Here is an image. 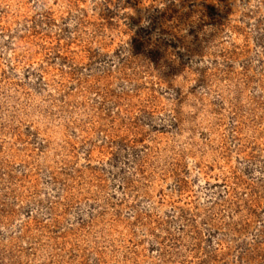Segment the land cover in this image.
Segmentation results:
<instances>
[{"label":"rangeland","instance_id":"374dc122","mask_svg":"<svg viewBox=\"0 0 264 264\" xmlns=\"http://www.w3.org/2000/svg\"><path fill=\"white\" fill-rule=\"evenodd\" d=\"M0 264H264V0H0Z\"/></svg>","mask_w":264,"mask_h":264}]
</instances>
